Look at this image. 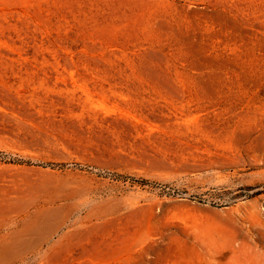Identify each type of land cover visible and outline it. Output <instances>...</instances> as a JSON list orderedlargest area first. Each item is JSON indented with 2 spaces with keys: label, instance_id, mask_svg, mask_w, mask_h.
Instances as JSON below:
<instances>
[{
  "label": "rangeland",
  "instance_id": "obj_1",
  "mask_svg": "<svg viewBox=\"0 0 264 264\" xmlns=\"http://www.w3.org/2000/svg\"><path fill=\"white\" fill-rule=\"evenodd\" d=\"M0 264H264V0H0Z\"/></svg>",
  "mask_w": 264,
  "mask_h": 264
},
{
  "label": "bare ground",
  "instance_id": "obj_2",
  "mask_svg": "<svg viewBox=\"0 0 264 264\" xmlns=\"http://www.w3.org/2000/svg\"><path fill=\"white\" fill-rule=\"evenodd\" d=\"M11 217L13 218L14 221H12L9 229L11 228H18V230L22 227L25 226V223L23 224V219L27 218L26 215H22L18 212H12ZM19 219H22V221H19ZM10 224V223H9ZM7 229V228H6ZM8 229V230H9ZM2 230V229H1ZM21 230V229H20ZM43 230V229H42ZM4 231V230H3ZM10 231V230H9ZM29 236H26L22 241H17L15 239L14 244H12L11 246L13 247V249L18 247H23L26 249H38V248H42L44 246V244H46V242L48 241L49 237L46 236V234L48 233H42V234H37L36 232H32V230L30 229ZM42 232V231H41ZM17 246V247H16Z\"/></svg>",
  "mask_w": 264,
  "mask_h": 264
}]
</instances>
